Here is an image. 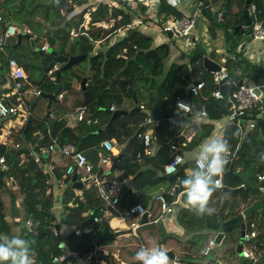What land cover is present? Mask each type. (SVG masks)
<instances>
[{
  "label": "trees",
  "instance_id": "1",
  "mask_svg": "<svg viewBox=\"0 0 264 264\" xmlns=\"http://www.w3.org/2000/svg\"><path fill=\"white\" fill-rule=\"evenodd\" d=\"M14 1L2 0L0 4L9 8ZM109 1L102 0L87 5L69 19H66V14L73 6L86 0L38 2V9L42 8L45 18L51 19L54 26L42 33V27L38 24V29L33 27L34 31L38 30V37L31 38L39 47L43 40H46L51 48L59 46L57 54H85L84 60L88 59V72L86 69H76V63L61 71L59 81L60 90H70L73 80L80 81L86 76L88 99L76 127H67L64 119L49 120L48 114L52 110L50 108L46 117L39 122H34L28 116L30 124L25 131V124L20 128L16 146L9 147L0 143V156H5L6 164L0 168V235L20 236L32 241L31 249L35 264H55L54 256L63 253L65 256L76 255L81 249L89 247L93 239L101 235L108 225L106 219L93 220L94 216H101V205L99 202L98 206L93 207L87 199L88 188L83 189V197L76 195L70 177L63 175L60 166H53L50 173L44 169V164L38 161L37 155H41V148L47 147L51 140L50 135H54L58 147L71 144L74 149L83 150L92 165V173H97L100 177H112L114 171H119L120 176L132 177L136 191L132 192L128 185H120L119 200L116 203L118 210L139 202L148 211L146 223L136 229H128L113 239L92 245L88 253L89 264H137L134 259L135 252L141 246L153 243L172 252V256L168 254L171 264L175 260L180 264H200L195 257L204 255L214 231L218 230H223V236L217 245L211 247L207 264H238L236 245L239 242V230L236 227L221 229V220L216 213L211 216L195 214L193 218H203L209 231L200 233L191 241H185L165 230L160 220L162 212L160 200L154 197L149 202V199L150 192L158 188L166 191L177 181L175 196L182 191L179 200L181 208L184 209V213L185 210H189L180 183L186 177L183 172L184 165H181L184 158L174 173V179L164 172V165L175 153L171 147L172 138L179 136L184 128L192 129L194 133L191 144L182 147L178 152L182 154L184 149L199 147L211 135L213 121L225 115H229L231 121L224 128L222 137L230 145L231 156L224 171L223 183L228 187H237L242 183L250 185L239 192L244 198H248L252 192H258V187L253 186L259 181L257 176L264 174V163L260 161V154L264 153V124L256 123L253 127H245L242 121L238 122V118L231 116L228 110L230 106L228 97L237 88L240 79L249 85L264 80V67L260 63H253L247 57L244 49L240 48L244 43L243 36L239 30H235L237 24L244 22L242 12L245 0H200L211 40H215L219 33L223 36L222 66L228 71V77L219 86L213 82L212 73L202 64L204 56L219 60L214 47L207 51L201 40H197L192 49L180 52L181 61L171 62L164 70L163 61L169 53L168 44L154 45L149 35L136 26H129L132 22V16L129 15L131 5L120 2L119 6H114L110 5ZM249 2L256 4V17L264 24V0ZM139 3L141 1L133 4ZM158 3L157 15L164 19L172 14L178 16L182 14L166 0H159ZM218 10L223 12L221 21L216 17ZM87 11L89 17L85 26L84 14ZM8 21V15L3 14L0 20V34ZM100 22L106 25L98 27ZM126 26L129 27L124 35H116L118 28ZM72 28L76 30L78 38L74 39L72 36ZM87 31L90 33L85 36L83 33ZM98 40L104 42L105 49H96L95 42ZM6 50L9 58H15L27 69L43 53L32 48L30 38L26 35H21L20 39L17 36L12 37L6 43ZM52 58V54L45 55L42 64L48 65ZM4 63L3 51H0V76L3 78L6 77L4 72L7 70ZM78 63L81 64L82 60ZM54 75L52 72L51 77H45L38 83V76L34 77L31 74L30 80L41 91L52 92L56 87ZM194 79L204 81V86L200 90V103H194L191 92L185 89V86ZM218 87L224 94L221 99L215 98L212 94ZM9 96L10 101L17 102L15 93H10ZM155 97H158L161 103L160 122L153 132L151 141L155 152L151 156L138 157L137 154L143 147L142 140L139 136L130 137L149 116ZM178 101L190 104L191 111L174 119L163 117V114L176 113ZM55 102L57 101L51 103L54 104L52 107L57 106ZM111 105L128 110L136 105L141 107L114 118L107 127L102 128L109 121L110 113L106 109ZM202 108L206 110V117L202 123L196 125L191 121V116ZM251 114L254 118L258 115L255 111ZM47 120L50 124L49 132L45 125ZM37 131L41 132V135L36 133ZM110 136H115L121 141L123 147L113 165L103 167L100 165L99 153L100 150L104 152V148L100 144L104 138ZM49 160L51 158L47 155L44 163H48ZM12 161L14 163L9 167ZM236 170H239V175L235 173ZM54 178L62 183L60 204L66 212L65 224L68 227L65 233L55 229L57 218L53 207L55 201H59L52 193ZM12 180L17 186L15 191L11 189ZM2 193L9 197V204L6 206L2 201ZM228 193L225 192L226 195ZM19 195L23 202L20 205L16 202ZM171 199V196H166L168 203ZM262 207L260 223L264 226V202ZM22 208L26 209L28 219L36 222V225L34 228L23 225L19 231L14 232L11 227L13 224H21ZM7 215L12 218L11 221L6 219ZM77 229L79 232H76ZM255 264H264V259L258 260Z\"/></svg>",
  "mask_w": 264,
  "mask_h": 264
},
{
  "label": "crops",
  "instance_id": "2",
  "mask_svg": "<svg viewBox=\"0 0 264 264\" xmlns=\"http://www.w3.org/2000/svg\"><path fill=\"white\" fill-rule=\"evenodd\" d=\"M39 1H41V0H25V1L15 0L12 3V5L9 6V8L7 6H5V7L3 6L2 16H3V14L6 13L8 15V18H9L8 22L26 25L32 30V35H29V37H32V36L38 37V30L34 31V28H33L34 26L36 29H38V24H39L42 27V31H41L42 33L45 32L46 29L52 28L54 26L51 19L45 18V14L42 12V8L38 9V2ZM45 1H49V0H45ZM99 1H102V0H86V2H84L82 4L74 5L73 9L66 14V19H69L71 16L76 15L83 7H85L87 5L95 4ZM166 1L169 4L175 6L179 11L182 12V14H189L193 8V3H197V4L202 5L200 0H179V2H177V0H166ZM158 2H159V0H141V3H139L138 5H135L132 3L131 4L132 8L129 11V15L132 16V22L129 26H136L141 31H143L144 33L149 35L152 38V40H153L152 42L154 45H158L161 43H167L168 44L169 53L171 52V56H170V60L168 62V66L173 61H181L179 59L180 52L181 51L187 52L190 49H192L194 42L197 40H201V42L206 46L207 51H210L214 47L215 51L219 57V60H216V61L219 62L220 64H222V61L224 60V58L221 56V54L224 52L223 36L221 33H219L215 37V40H213V41L211 40V37L208 34V26H207L206 18H205V15L202 13V8L199 12V20H200L199 24L196 26V28L194 29V33H193L195 35V39L186 42L184 39L182 40V39H179L172 34H168V32H162L157 27V23L164 21V18L162 16L157 15L158 5H159ZM119 5H120V3H119ZM119 5H117V6H119ZM84 17H85V21L83 24L86 26L87 21H88V17H89L88 11L84 14ZM104 25H106V23L100 22L98 24V27H102ZM129 26L121 27L122 31L119 33H116V35H118V36L124 35L126 33L127 27H129ZM75 31L76 30H74V28L71 29V34L74 37V39L78 38V34H76L77 32H75ZM89 33L90 32L87 31V32H84L83 34L85 36H88ZM40 37H41V35H39V38ZM17 38H18V36H17ZM30 41H33V45H35V44L37 45V43L34 42L33 38H31ZM111 43H112V41L110 42V44ZM262 44H264V43L260 42V41H255V40L245 41L244 40L243 46H241L240 48H243L245 52L248 49V52H246L247 57L253 63H256L252 59H255V60L260 59V61H261L263 55L260 52V47L262 46ZM33 45H31L32 48H33ZM43 45H46L45 49L41 48ZM41 47H39V48H40V51L41 50L43 51L42 55L39 56L34 62L31 63V66L29 69L26 68L28 73H29V84L26 86L28 90H32V89L36 88V86H34L32 84V81L30 80V75L34 72V70H37V72H38V83L45 77H48V76L51 77V74H49L48 71L47 72L45 71V65L42 64V58L47 54H52L53 56L58 55L57 50L59 49V46L55 47V48H51V47H49L48 42L46 40H43V42L41 43ZM95 47H96V49H105L104 42L102 40L96 41ZM2 51H3V56H4V59L6 62V60L9 58L8 52L6 50V44H5V47ZM51 51H53V53ZM54 52H56V53L54 54ZM83 60H84V58L82 59V61ZM62 63L63 62L57 63L56 66H60ZM163 63H164V61H163ZM4 65H5V63H4ZM168 66L166 68L164 67V70H166L168 68ZM5 67L7 69L6 65H5ZM76 69H86L88 72V63H87V65H84V66L82 65V63L81 64L77 63ZM4 73L6 75L5 78L0 76V97L7 104H17L18 103L17 93H15V90L13 88V83H12L13 81L9 77L7 70ZM0 74H1V72H0ZM65 90L66 89H61L60 92L55 96V99H49V98H46L43 96L29 97L26 95L27 93H25L24 96H25L27 102H26V105L24 106L25 107L24 109H26L28 111V116L31 117L34 122H39V121L43 120L44 117H46L45 116L46 113L48 112V110L50 108H52L51 112L48 114L49 120L53 121V120L64 119L67 127H76L78 122H80L81 119H78V114H76L74 111L78 107H80L82 99H83L82 89L80 87V81L73 80L72 88L68 92H65ZM10 93L16 94V101L17 102L10 101V96H9ZM66 93H69V96H66ZM53 101H57V102H55V105H57V106L52 107L54 105V104L51 105V103ZM37 104H38V106H40V111H38V113L34 115L33 109L36 107ZM31 106H32V108L30 109ZM114 107H116V106H114ZM152 107H153V105H152ZM82 108H83V112H84V106ZM151 113H152V108L149 111L150 117H151ZM184 113L185 112H183L181 116H183ZM156 119H158L160 122L159 116ZM171 119H174V118H171ZM27 120H28V117H27V119H24L20 114L19 115L18 114L17 115H9L5 118H0V143L5 144L6 146H9V147L16 146L17 145V142H16L17 133L19 132L20 128L24 124H26ZM238 120H239L238 122L241 121V119H239V118H238ZM230 121H231V117L229 115H225V116H222L221 118H219L217 120H214L213 121L214 127H213L212 133L209 137H221L223 134L224 128L230 123ZM45 125L47 126L48 132H49L50 124H49L48 120L45 121ZM104 126L102 128H104ZM157 126L147 125L144 127L145 130L150 132L151 141H152V137H153V132ZM191 131H192V129H185L184 128L179 136L172 138L171 147H173L174 152H178V150L181 149L182 147L191 144V140H192V134H190ZM36 133L41 135V132H39V131H37ZM49 135H50V133H49ZM139 138H141L140 135H139ZM50 139L51 140L49 143L54 141L56 147H58L57 142H56V137L54 135L53 136L50 135ZM168 142H169V140H168ZM197 149H198V147L191 149V150L184 149L183 153L181 154V155H183V158H184V161L181 165H184L183 172L185 173V176L188 174L189 170L194 167V163L191 161L190 156ZM152 150L154 153L155 147L152 146ZM41 152H42L41 156L43 157L44 161H45V158L47 155L50 156L51 160H49V162L46 163V164H48L50 169L55 165L60 166L62 169L63 175H65L64 169H65L66 163L68 161V157L64 156L59 151L50 152L48 150V146L42 147ZM102 153L103 152L100 150L99 156H101ZM38 155H40V154H38ZM111 164H112V161L110 163H101L100 162V165L103 167L111 166ZM236 171L239 172V170H236ZM80 174H81V172L79 170H76L72 175H68V176L70 177L71 182H74V181H79ZM120 175H121V172L114 171V174L112 177H120ZM53 181H54V185L52 187V193H53L54 197L57 198L59 201V202L55 201V203H54L55 205L53 207V212L55 213L56 218H57L56 223L59 225L58 231L65 233L68 227L65 224V220L67 217L66 212L62 209L61 204H60V197H61L60 196V192H61L60 189L62 188V183L57 182V180L55 181L54 179H53ZM177 184H178V182L175 181V183L173 185L176 186ZM90 186L91 185L89 183H84V184H82V186L80 188H74L73 187L74 193L80 197H83L82 196L83 189L88 188L90 190ZM16 188H17V186L15 185V183H12L11 189L13 191H15ZM181 193H182V191H179L178 193H176L175 197H172V199L170 201V203L172 202L171 203L172 210L169 212H164V213L161 212L160 220H161V222H162V224H163V226L167 232L173 233V234L179 236L182 240L191 241V240H193V238L195 236L199 235L200 233H204L206 231H209V230L207 229L206 222L203 218H195V217L193 218V216L195 215L194 211L185 210L186 213H184V209L181 208L182 204L179 201ZM21 199L22 198L20 195L16 198V202L18 205L23 203ZM257 199L261 200L260 211L254 210L250 213L251 216H249L250 214L247 216H243V221L245 223V230H247V231L250 230L251 229L250 223L254 222L256 225L255 229L257 231V236L255 239L244 241V244L253 245V244L259 243V245L263 246L264 245V226L261 225V223H260V221H261L260 215L263 211L262 206H263V202H264V187L259 186L258 192L250 193L248 198H244L239 193H236V194L228 193L226 195L225 192H223V191L214 192L211 199H210L209 206L213 207L215 209V213L217 214V216L219 217L221 222H223V221L241 213L246 206L250 205L253 201H255ZM2 201L5 203V206L7 204H9V197L5 193H2ZM106 206L109 208V214L103 218V219H106L108 222V225L106 227H108V229L110 231L129 229L127 227L126 223L120 219L119 214H118V212L120 210L117 209L116 205H111L110 203L107 202ZM23 211H24V208H22L21 216H22ZM147 215H148V211H147ZM21 216H20V221H21ZM6 219L8 221L12 220V218L9 215L6 216ZM147 221H148V219L146 221H143L142 224L146 223ZM20 226H23V224L22 223L20 225L13 224L11 227V230L14 232H17L20 230ZM229 226L236 227L238 230H240V222H235ZM229 226H226L225 228H227ZM221 229H223V228L221 227ZM219 231H223V230L214 231V235H213L212 239H214L215 235ZM168 251H170V250H168ZM210 254H211L210 250L208 252H205V250H204V255L203 256H196L195 259H197L200 264H207V261L209 259ZM257 261L249 262V261L245 260L243 264H255ZM57 264H81V258L78 257L76 254V255H73L72 260L66 261L65 263L58 262Z\"/></svg>",
  "mask_w": 264,
  "mask_h": 264
},
{
  "label": "built area",
  "instance_id": "3",
  "mask_svg": "<svg viewBox=\"0 0 264 264\" xmlns=\"http://www.w3.org/2000/svg\"><path fill=\"white\" fill-rule=\"evenodd\" d=\"M2 0H0L1 2ZM122 1H130L134 3L136 1L141 0H110L109 4L117 6ZM212 4V3H211ZM213 5V4H212ZM202 8L201 4L193 3V8L189 14H181V15H170L164 21L157 23V27L162 32H171L172 35L176 36L179 39H184L186 42L195 39L194 29L199 24V12ZM248 13L252 15V21L250 23V31L249 35L251 40L260 41L264 43V24L261 19L256 17V4L254 2L248 3ZM3 6L0 4V20L2 19ZM222 10H218L216 13L217 20L221 21L223 18ZM122 31V28H118L116 33ZM32 35V30L23 24H16L13 22H7L4 31L0 34V51H2L5 47V44L14 36L18 35ZM42 49L46 48V45L41 47ZM246 50V49H245ZM248 52V49L246 50ZM245 52V53H246ZM260 52L262 53V59H252L256 63L262 64L264 67V44L260 47ZM7 72L9 77L12 79L13 88L15 93H17V104H7L0 97V118H5L9 115H21L24 119L28 117V111L24 109L26 105V98L24 96L25 93L29 97L39 96L41 94V90L39 88H34L32 90L27 89V85L29 84V73L26 67L19 63L15 58L11 57L7 59ZM53 72V68L48 70V73L51 74ZM212 80L216 85H221L224 83L228 77V71L222 66L221 68L215 71H212ZM204 86V81L199 80V82L192 86L189 91L191 92L192 101L194 103H200L201 95L200 90ZM254 88H259L261 91H264V80L258 84H245L244 82L241 85H237V88L231 93L228 97L230 102V106L228 108L231 116L237 117L239 119H244L245 121L241 122L245 127H253L257 123V117L248 118V115H252V111L257 112L258 114H264V97L261 96L260 93H256ZM213 96L215 98L221 99L224 97L223 91L220 87L216 88L213 91ZM178 101L176 104V109ZM188 104L186 102H183ZM110 109H114V106L111 105ZM204 109V108H202ZM184 112H188L187 109ZM83 115V108L78 113V119H81ZM159 124L158 119H153L148 116L145 121L142 123L143 127L147 125L157 126ZM194 130L191 131L190 134L193 135ZM143 147L140 152H138L137 156L141 157L151 156L153 154L152 145H151V135L147 130H143L140 133ZM101 146L104 148V152L100 156L101 163H110L113 157L117 156L122 147L123 143L119 141L115 136H110L108 138H104L101 141ZM48 150L50 152L59 151L64 156L68 157V161L66 163L64 173L65 175H72L76 170L81 172L79 180L82 181L87 177L91 176L92 179L88 182L90 186V190L87 196V199L91 202L93 207L98 206L99 202L101 205V216H94L93 220L98 221L101 218H104L109 214V208L106 206V203H110L111 205H116L119 200V190L120 185L123 182L128 181V177L120 176V177H100L97 173H92V165L89 162L88 158L84 154L83 150L74 149L71 144H65L61 147H56L55 142L52 141L48 144ZM183 161V156L179 152H175L170 160L164 165V172L166 174L170 173V170L175 168V171L171 174L175 173L179 167V165ZM5 156H0V168L5 166ZM224 173L221 177L222 184L223 183ZM264 174L258 175V180L262 179ZM128 186L131 191H136L135 184L132 181L128 182ZM176 186L171 185L164 193H160L156 196L161 202V211L169 212L172 210L171 203L166 201V196L169 195L171 197H175ZM174 201V200H173ZM147 212L146 207L142 203H133L129 207L122 209L118 212L120 219L126 223L129 229H136L138 226L142 224V215ZM226 213V212H225ZM26 225L29 228H34L36 222L27 219ZM251 229L245 230L243 232V242L240 248V254L238 256L245 257L246 261L253 262L260 259H264V245L261 246L259 244L246 245L244 241L255 239L257 236V231L255 229L256 225L254 222L250 223ZM79 232V229L76 230ZM213 246V239L208 242V245L205 248V252H208ZM65 254H61L58 256H54L53 260L55 262H61L65 259ZM81 264H89L88 253L84 254L81 258ZM172 264H180L178 260H175Z\"/></svg>",
  "mask_w": 264,
  "mask_h": 264
},
{
  "label": "clouds",
  "instance_id": "4",
  "mask_svg": "<svg viewBox=\"0 0 264 264\" xmlns=\"http://www.w3.org/2000/svg\"><path fill=\"white\" fill-rule=\"evenodd\" d=\"M185 109L191 111V105L179 102L177 115L181 116ZM205 117L206 110L200 109L192 114L191 121L199 125ZM230 156V145L222 136L207 138L191 154L194 167L180 183L186 205L197 216L215 213V209L209 206L210 199L214 192L223 187L221 177ZM260 161L264 163V153L260 154ZM174 171L175 168L171 169L169 174ZM31 245L32 241L20 236L0 235V264H35ZM134 259L137 264H171L167 251L154 243L141 246L135 252Z\"/></svg>",
  "mask_w": 264,
  "mask_h": 264
},
{
  "label": "water",
  "instance_id": "5",
  "mask_svg": "<svg viewBox=\"0 0 264 264\" xmlns=\"http://www.w3.org/2000/svg\"><path fill=\"white\" fill-rule=\"evenodd\" d=\"M122 3H127L129 5L132 4L130 1H122ZM248 3H249V0H245V3L243 5V12H242L243 13V17H244L243 24H237L235 26V30H239L240 31V33L242 34L243 39L245 41H250L251 40V37L249 35V31H250V23L252 21V15L248 13V9H247ZM168 34H171V32L169 31ZM22 35H26V34H22ZM26 36L28 38H30V40H31V37H29V35H26ZM20 37H21V35H18V39H20ZM31 45H33V41H31ZM41 52H43V51L41 50ZM51 52L53 53V51H51ZM55 53L56 52H54V54ZM83 58H85V54H75V55L58 54V55H54L52 60L49 62V64L45 66V71L47 72L50 68H53V72L55 74L54 78H55V81H56V87H55V89L52 92L42 91L41 94L38 97L43 96V97H46V98H49V99H55V96L57 95L58 91L60 90V86H61L60 81H59L60 80L61 71L72 67V65L78 63ZM61 62H63V63L60 66H56L57 63H61ZM7 64H8V61L6 60L5 65L7 66ZM202 64H203L204 68L207 71H209V72H212V71H215V70H218V69L221 68V64L219 62H217L216 60L211 59L208 56H204L203 57ZM86 80H87L86 76H83L81 78V80H80V87L82 89L83 99H82L80 107H78L74 111L76 114H78L80 112V110L85 105V103H86V101L88 99V94H87V89H86ZM198 82H199V79H194L191 83H189L187 86H185V89L189 90L192 86L196 85ZM242 83H243V81H242V79H240L238 81L237 85H241ZM254 91L256 93H260L261 96L264 97V91H261L259 88H254ZM139 108H140L139 105H136L134 108H132L130 110L119 108V107H114V109L107 108L106 110L110 113V118H109L108 123L104 126V128L107 125H109L114 118H116L118 116H121V115H125L128 112H132L133 110H136V109H139ZM160 115H161L160 99L158 97H155L154 102H153L151 117L153 119H156ZM178 116L179 115H177V113L163 114V117H166V118H176ZM248 118H252V115L249 114ZM241 121L243 122L245 120L241 119ZM29 123H30V121L27 120L26 124H25L24 131L29 126ZM262 124H264V114H258L257 115V125H262ZM142 130H143V125H140L138 127V129L134 132V134L132 135L131 138L138 137ZM116 158H117L116 156L113 158L111 166L113 165V163L116 160ZM37 159H38V161L40 163L44 164V169L51 173V169L49 168L48 164L44 163L43 157L41 155H38ZM13 163H14V161H12V163H11V165L9 167H11L13 165ZM229 171H230V169H229ZM235 173L238 174V175L240 174L237 171ZM168 176L170 178L174 179V174H168ZM91 179H92V177L89 176V177H87L86 179H84L82 181H80V180L79 181H74V182H72V187L80 188L82 186V184L88 183ZM54 180L56 181L57 179L54 178ZM132 180H133L132 177H130L128 179V181L121 183V185H128V182L132 181ZM12 183H14L13 180H12ZM259 186L264 187V177L262 179H260L259 182L257 184H255L253 187L257 188ZM249 187H250V185H247L245 183H242L241 185H239L237 187H228V186L224 185L221 189L217 190L216 192L223 191V192H229V193H232V194H236V193L241 192L243 189L249 188ZM160 193H164V189L163 188H158V189L154 190L153 192H151L150 193L149 202L154 197H156L158 194H160ZM61 199H62V197H60V200ZM260 204H261V200L257 199L255 201H253L250 205L246 206L241 213H239V214H237V215H235V216H233V217L221 222V227L222 228H225L226 226H229V225H231V224H233L235 222H240L239 242L236 245V252H237L238 255L240 254V248H241V245H242V242H243V232H244V228H245V223L243 221V216L249 215L254 210H259L260 211ZM27 219H28V212L24 208V211H23L22 216H21V223L23 225H26ZM146 220H147V212H145L142 215V221H146ZM55 229L57 231L59 230V225L57 223L55 224ZM126 230H128V229H126ZM126 230L110 231L108 229V227H106L104 232L101 235H99L96 238H94L93 241L91 242V245L89 247H87L85 249H81L77 253V256L82 258L84 254L89 253L90 247L92 245H97L100 242H102L103 240L113 239L117 235L123 234ZM222 236H223V231H219L215 235V237L213 239V245H217L220 242ZM61 245H63V242L61 243ZM167 253L172 256V252L171 251H167ZM72 259H73V255L72 254H68V255H66L65 259L61 261V263H65L66 261H70ZM244 261H245V257H243L241 255L238 256V264H243ZM57 263L58 262H56V264Z\"/></svg>",
  "mask_w": 264,
  "mask_h": 264
},
{
  "label": "rangeland",
  "instance_id": "6",
  "mask_svg": "<svg viewBox=\"0 0 264 264\" xmlns=\"http://www.w3.org/2000/svg\"><path fill=\"white\" fill-rule=\"evenodd\" d=\"M216 8V7H215ZM35 27V26H34ZM33 49H35V50H40V48H39V46H38V43H37V45L35 44V45H33ZM170 56H171V52L168 54V56L164 59V67L166 68L167 66H168V62H169V60H170ZM87 63H88V59H86V60H83L82 61V65L84 66V65H87ZM33 74V76L34 77H36V76H38V72H37V70H34V72L32 73ZM69 90H65V92H68ZM66 96H69V93H66ZM42 101V100H41ZM38 111H40V106H38V104L36 105V107L33 109V114L35 115V114H37L38 113ZM76 262V261H75Z\"/></svg>",
  "mask_w": 264,
  "mask_h": 264
}]
</instances>
